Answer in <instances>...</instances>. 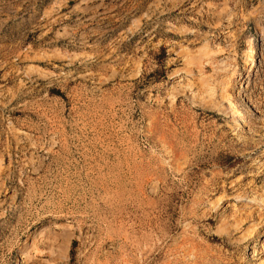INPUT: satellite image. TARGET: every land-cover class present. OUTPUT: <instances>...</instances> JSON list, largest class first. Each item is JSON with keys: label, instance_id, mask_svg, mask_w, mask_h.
<instances>
[{"label": "rangeland", "instance_id": "rangeland-1", "mask_svg": "<svg viewBox=\"0 0 264 264\" xmlns=\"http://www.w3.org/2000/svg\"><path fill=\"white\" fill-rule=\"evenodd\" d=\"M259 1L0 0V264L264 261Z\"/></svg>", "mask_w": 264, "mask_h": 264}, {"label": "bare ground", "instance_id": "bare-ground-1", "mask_svg": "<svg viewBox=\"0 0 264 264\" xmlns=\"http://www.w3.org/2000/svg\"><path fill=\"white\" fill-rule=\"evenodd\" d=\"M194 32V30H193V28L192 27H188V26H185V29L184 30H182V33H186V34H191V33H193ZM224 40H226V38L224 37ZM247 49H246V51H245V56H246V58L245 59H247V61H250V63H251V61L253 60V58H252V55H254V54H256V45H255V39H254V37H251V38H249L248 39V41H247ZM208 45V44H207ZM207 45L205 44V46L207 47ZM221 48V47H220ZM223 50V49H222ZM222 51H212V54H211V56H216V55H221V54H223V53H221ZM221 53V54H220ZM88 56H90V55H87V56H84V55H79V54H74L73 55V57L71 58L73 61H79V60H83V61H89V60H91L90 59V57H88ZM256 57V56H255ZM108 58H110V56L108 57ZM252 59V60H251ZM244 61H246V60H244ZM210 62L211 61H209L208 63H207V65H211L210 64ZM254 62V61H253ZM245 63V62H244ZM247 63V62H246ZM248 64V63H247ZM252 65H253V63H252ZM203 68H204V66L203 67H201V73L203 72ZM89 74V73H88ZM86 76V75H85ZM227 84V83H226ZM175 90H177V89H175ZM182 90V89H181ZM225 90L226 89H224V92H225ZM178 91V90H177ZM183 92V91H182ZM211 93L209 94V96L208 97H203L202 95L201 96H195V99H197V100H200V103L203 105V106H206V107H208V108H214V109H216V108H218V107H220L221 108V110L222 111H225V113H227L229 116H230V118L232 119V121L233 122H236V123H238V121H239V119H243L244 118V115H243V112L240 110V108L236 105V103H234V101L232 100V97H231V95L229 94V92H228V94L225 92V93H222L221 94V96H220V102L218 103V102H216V99L214 98V92L212 93V90L210 91ZM240 92V91H239ZM176 94V93H175ZM256 105V104H255ZM255 105H253L254 106V108H255V111L257 112V113H260V114H264V113H262V111H260V109L258 108V107H256ZM263 111H264V109H263ZM243 121V120H242ZM242 123H244V122H242ZM239 192V191H238ZM238 196H240V195H242V194H237ZM237 196V197H238ZM240 199V198H239ZM254 200V199H253ZM256 200H254V202H255ZM257 203H258V201H256ZM247 203V202H246ZM246 203H244V205L242 206V208H241V210H240V213H239V217H236L235 219H234V221H233V224H232V226L230 227V226H228L227 224L224 226H222V227H219V228H223V227H226V228H224V229H222V230H224V231H222L221 229L220 230H218V231H222L221 233L222 234H224L225 232L227 233V236H229V239L232 237V233H233V231H240L241 232V235L239 236L240 237V239H238L237 238V240L236 241H239V240H246L247 238H250V236L252 237V233L254 232V230L256 229V227H259L260 225H263V219L264 218H262V220H261V218H260V223L258 224H252V226L253 225H255V226H251L252 228H249V229H244V230H241L242 229V227H243V222L245 221V220H248V219H252V218H255V212H256V210H254L253 209V205H251V204H246ZM258 205V204H257ZM263 213V212H262ZM0 214H2V213H0ZM3 215V214H2ZM2 217V216H1ZM256 219V218H255ZM232 220V219H231ZM228 227V228H227ZM261 227V226H260ZM255 228V229H254ZM230 229H231V231H230ZM256 231V230H255ZM224 232V233H223ZM221 233H219V234H221ZM237 234V233H236ZM234 235V234H233ZM39 236V235H38ZM226 236V235H225ZM236 238V237H235ZM231 240V239H230ZM241 242V241H240ZM245 242V241H244ZM261 242V241H260ZM264 242V241H263ZM260 243L261 245H262V250L264 251V243ZM237 243V242H236ZM25 245H28V240L25 242ZM254 254V253H253ZM255 255V254H254ZM256 264H264V261L263 262H261V263H256Z\"/></svg>", "mask_w": 264, "mask_h": 264}, {"label": "crops", "instance_id": "crops-1", "mask_svg": "<svg viewBox=\"0 0 264 264\" xmlns=\"http://www.w3.org/2000/svg\"><path fill=\"white\" fill-rule=\"evenodd\" d=\"M260 13L258 14V17L255 19V21H261V23L264 22V0H260Z\"/></svg>", "mask_w": 264, "mask_h": 264}]
</instances>
